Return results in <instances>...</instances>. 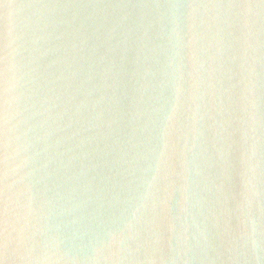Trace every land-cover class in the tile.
<instances>
[{"label":"water","instance_id":"95a60500","mask_svg":"<svg viewBox=\"0 0 264 264\" xmlns=\"http://www.w3.org/2000/svg\"><path fill=\"white\" fill-rule=\"evenodd\" d=\"M0 37V264H264L262 0H0Z\"/></svg>","mask_w":264,"mask_h":264},{"label":"snow or ice","instance_id":"6c2138e0","mask_svg":"<svg viewBox=\"0 0 264 264\" xmlns=\"http://www.w3.org/2000/svg\"><path fill=\"white\" fill-rule=\"evenodd\" d=\"M264 3V0H262ZM7 44L0 37V156L6 158L7 154V134L9 128L8 104H7ZM6 175L0 172V247H3L8 240L7 233V207L3 200V187L6 183ZM27 240V237H23Z\"/></svg>","mask_w":264,"mask_h":264}]
</instances>
